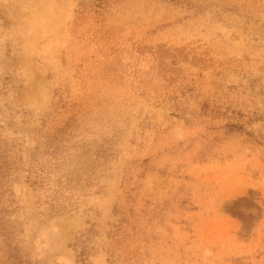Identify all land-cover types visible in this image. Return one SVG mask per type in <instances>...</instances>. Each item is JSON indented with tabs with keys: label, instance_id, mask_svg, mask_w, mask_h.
<instances>
[{
	"label": "rangeland",
	"instance_id": "obj_1",
	"mask_svg": "<svg viewBox=\"0 0 264 264\" xmlns=\"http://www.w3.org/2000/svg\"><path fill=\"white\" fill-rule=\"evenodd\" d=\"M0 264H264V0H0Z\"/></svg>",
	"mask_w": 264,
	"mask_h": 264
},
{
	"label": "trees",
	"instance_id": "obj_2",
	"mask_svg": "<svg viewBox=\"0 0 264 264\" xmlns=\"http://www.w3.org/2000/svg\"><path fill=\"white\" fill-rule=\"evenodd\" d=\"M6 164H7L6 156L4 154L0 153V166H5L2 168L3 171H7L8 166H6Z\"/></svg>",
	"mask_w": 264,
	"mask_h": 264
}]
</instances>
